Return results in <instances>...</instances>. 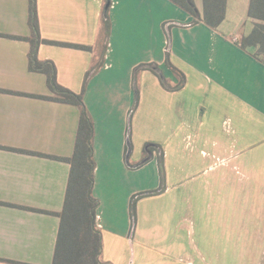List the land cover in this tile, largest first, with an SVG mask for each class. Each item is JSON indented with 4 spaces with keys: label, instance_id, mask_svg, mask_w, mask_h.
Instances as JSON below:
<instances>
[{
    "label": "crops",
    "instance_id": "1",
    "mask_svg": "<svg viewBox=\"0 0 264 264\" xmlns=\"http://www.w3.org/2000/svg\"><path fill=\"white\" fill-rule=\"evenodd\" d=\"M104 1L35 0L40 38L50 41L36 57L83 93L93 121L100 264H200L232 234L243 246L248 222L264 264V57L241 45L253 26L249 0H226L216 27L201 21L202 0L200 19L170 0H110L106 14ZM29 5L0 0V264L52 263L59 218L45 211L61 210L70 173L55 156L72 155L79 120L76 105L33 96L54 93L30 69ZM158 151L164 189L137 201L129 236L131 196L160 186ZM148 172L153 185L136 189L135 175Z\"/></svg>",
    "mask_w": 264,
    "mask_h": 264
},
{
    "label": "trees",
    "instance_id": "2",
    "mask_svg": "<svg viewBox=\"0 0 264 264\" xmlns=\"http://www.w3.org/2000/svg\"><path fill=\"white\" fill-rule=\"evenodd\" d=\"M170 1L186 12L197 17L196 19H200L195 10L194 0ZM108 8L105 9V14ZM225 11L226 0H202L201 21L208 26L216 27L225 18ZM247 16L252 20L253 26L250 32L242 37L241 45L243 47L255 46L256 56L264 57V0H249ZM105 18L104 22L107 27L108 19L107 17ZM196 19L194 22H196ZM29 26L31 29V36L26 38L30 41L31 45L29 54L30 69L44 73L46 75L48 88L52 93H54L53 96H33L73 104L79 108V120L73 153L70 157L55 156V158L61 159L70 165V173L63 205L60 211H45L56 215L59 218L58 233L51 264H100V255L102 250L101 232L95 225V210L97 208L98 201L92 194L94 181L93 121L83 102V93H75L58 84L56 81V69L53 62L49 60L39 61L36 57L38 44L50 41L40 38L35 0H30ZM51 43L77 48H86V46L72 43ZM166 52H168V47ZM136 105L137 96L133 107L129 111V117L132 115ZM147 147L150 151L156 149L149 145ZM157 154L159 171L162 176L163 153L162 151H158ZM163 189L164 183L161 182L159 188L157 189L140 191L131 196L129 201V215L131 221L129 236H132L134 225L136 223L137 201L145 196L158 194ZM8 261L12 262L10 260Z\"/></svg>",
    "mask_w": 264,
    "mask_h": 264
},
{
    "label": "rangeland",
    "instance_id": "3",
    "mask_svg": "<svg viewBox=\"0 0 264 264\" xmlns=\"http://www.w3.org/2000/svg\"><path fill=\"white\" fill-rule=\"evenodd\" d=\"M197 2L200 3L201 0H197ZM105 6H106V1H104L103 9H105ZM102 31L104 33L107 32V27H106L105 22H104ZM104 33H102L101 35H104ZM101 45H102V37L100 38L98 42L97 48H100ZM90 76L91 75L87 76L86 81L90 78ZM186 158L187 156H185V159ZM131 162L133 161L131 160ZM140 162L136 161V163H140ZM189 173L190 171L185 170L182 172V176L189 177L190 176ZM250 175L254 176V172H250ZM141 177H143L142 180H141ZM158 178H159V182H162L165 184V172L164 171H163L162 176L160 174V171L158 172ZM257 178L258 179L260 178L259 174H257ZM153 183H154V178L149 174V172L147 175L144 174V176L143 174L135 175V188L136 189H141V187L151 186L153 185ZM184 185H188V184H182V186ZM157 188H159V186ZM141 191H145V190H141ZM137 192H140V191L138 190ZM240 212L244 213L243 208L240 209ZM185 216H186L185 222L187 223L188 226H190V222H191V225H193L192 226V230H193V228H195V226L197 225L196 224L197 219H195L193 215L191 216L190 212H187ZM247 221L249 220L247 219ZM156 222L157 224H156L155 239L158 242V239L160 237L159 225H158L159 221L156 220ZM186 229H187V226H186ZM252 233H253V230L250 228V224L248 222L246 229L244 230V232L242 231L241 236H240V240L243 246H233V241H234L235 236L232 234L229 236L231 238L230 239L231 246H212L210 254L207 252L203 256L201 255L198 256V262L200 264H256V257L259 256L263 248L260 246H251L254 243ZM188 234L189 236L187 238V241L193 238L194 242L199 243L196 230L192 233L190 229H188ZM262 246L264 247V242H262ZM134 253L138 254L137 252H134ZM133 258H139V257L135 256ZM100 259H101V256H100Z\"/></svg>",
    "mask_w": 264,
    "mask_h": 264
},
{
    "label": "water",
    "instance_id": "4",
    "mask_svg": "<svg viewBox=\"0 0 264 264\" xmlns=\"http://www.w3.org/2000/svg\"><path fill=\"white\" fill-rule=\"evenodd\" d=\"M109 4H110V0H107V1H106L105 9L108 8ZM129 152H130V148H129L128 151H127V156L129 155Z\"/></svg>",
    "mask_w": 264,
    "mask_h": 264
}]
</instances>
